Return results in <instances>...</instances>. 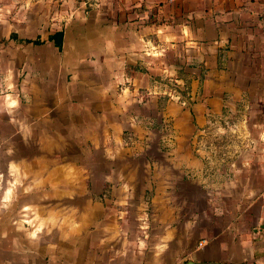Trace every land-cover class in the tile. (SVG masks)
I'll return each mask as SVG.
<instances>
[{
	"label": "crops",
	"instance_id": "0c3cea01",
	"mask_svg": "<svg viewBox=\"0 0 264 264\" xmlns=\"http://www.w3.org/2000/svg\"><path fill=\"white\" fill-rule=\"evenodd\" d=\"M116 5L120 10H113L112 2L104 19L95 16L87 29L81 25L75 38L72 29L61 30L62 50L50 35L38 36L43 44L23 45L40 50L39 57H27L16 68L15 60L0 64V190L8 181L7 193L16 194V188L24 197L21 206L12 203L14 209L0 215V264H264V171L258 166L247 171L250 185L237 191L248 214L254 213L252 221L236 220L237 207L225 214L222 202L207 200L198 221L182 223L176 212L183 207L157 202L154 211L176 213L175 225H158L141 251L118 235L115 207L92 200L78 209L80 195L100 194L82 185V179L95 178L82 173V149L104 147L113 153L111 137L120 130L121 116H128L129 104L136 103V111L157 108L152 77L160 70L175 77L180 64L206 69L203 103L193 106L198 114L220 113L226 99L235 110L249 109V129L241 125L240 131L253 137L250 164L264 165V0H120ZM161 18L173 22L153 23ZM167 54L177 61L168 62ZM92 56L96 60L87 62ZM21 68L26 75L18 85ZM186 68L198 76L195 96L201 71ZM126 79L131 89L119 96L116 87ZM6 87L22 92L24 102L5 94ZM142 89L151 96L141 104ZM117 147H124L123 140ZM114 154L118 160L127 150ZM244 159L237 161L244 164ZM120 169L106 173L105 182L115 181L111 192L124 185L136 190L141 178ZM152 182L145 176L143 189L152 190Z\"/></svg>",
	"mask_w": 264,
	"mask_h": 264
},
{
	"label": "rangeland",
	"instance_id": "374dc122",
	"mask_svg": "<svg viewBox=\"0 0 264 264\" xmlns=\"http://www.w3.org/2000/svg\"><path fill=\"white\" fill-rule=\"evenodd\" d=\"M112 2L113 10H120L116 5L120 0H0V64L15 60L16 68L20 65L19 62L27 57L28 59L33 56L39 57L40 50L35 47L16 44L13 41L4 42L9 40L12 33H17L22 39L38 36L47 39L57 31L72 29L75 38V30L81 25L87 29L88 23L94 21L95 16L104 19L106 13L111 10ZM167 22L173 20L161 18L155 19L153 23ZM149 23H152L150 19ZM48 55L50 58L54 57L50 51ZM166 57L168 62L177 61L172 54L169 56L167 54ZM179 58H183V55ZM95 60L92 56L87 62ZM180 66L175 77L161 70L162 74L159 72L160 75L152 77L151 83L157 87L153 95L159 97L157 108L136 111L132 109L137 104H129L128 116H121L120 130L114 132L111 137L113 153L104 147L82 149L86 154L91 152L89 155H83L82 173H92L95 177L82 179V185L90 191L97 188L95 191H99L100 194L80 195L77 199L78 209H83L85 204L92 200L94 203L115 207L112 219L118 224V235L128 240L130 248L136 247L138 251L145 250L158 225L171 226L174 223V214L180 216L179 220H182V223L190 219L198 221L204 207L203 203L207 200L222 202L225 214L233 207H237L236 220L244 221L245 218L248 221L249 218L252 221L255 218L254 213L248 214L247 201L237 195L239 189L250 185L247 172L249 168L257 169L258 166L260 172L264 171L263 163L259 165L257 161L255 166L250 164L248 144L253 137L248 132L240 131L241 125H244L246 130L249 129V109L243 107L237 111L230 100L226 99V106L220 113L207 112L203 116L198 114L193 110V106L203 103L202 97L205 96L203 73L206 69L201 65L197 67L196 64L188 66L185 63ZM186 67L201 71L202 76L199 78L195 96L193 81L197 80L198 76L192 74ZM20 71L21 74L16 78L18 85L20 82L24 83L26 75L22 72L23 68ZM130 89L129 79L118 83L116 87L119 96H124ZM5 90H7L5 94L10 93L24 102L23 93L19 92L18 95V89L11 91L12 88L6 87ZM142 91H145V98L142 97L141 104L146 102L147 96H151L149 90ZM15 98L8 101L10 107L16 105ZM2 103L0 102L1 106ZM170 105L174 109L169 107ZM141 127L144 131L136 133ZM82 134L81 140L84 141L86 136ZM118 140H123V148L117 147ZM260 141L264 142L263 139ZM250 143L254 145V142ZM120 149L127 150V155L121 158L122 160H116L117 156L114 153ZM259 152L263 154V148L259 149ZM117 155L119 158L124 156L120 152ZM239 157L246 158L244 164L237 161ZM121 167L123 170L135 171L141 178L138 180L136 190H130L124 185L122 190L115 189L111 192L112 183L115 184V181L105 182L106 173L119 174L122 172ZM145 176L153 181L152 190L143 189ZM256 182L257 185L263 186L260 179ZM5 184L0 190V208L4 211L0 215L9 214V211L14 209L12 203L19 207L24 201L20 190L15 188L13 193L16 194H8L7 190L11 185L8 181H5ZM158 186L162 187L160 194L156 190ZM2 198L4 200H1ZM157 202L161 204L172 202L173 205L183 208L176 213L156 212L153 208ZM15 213L21 217V213L12 212L13 215H16Z\"/></svg>",
	"mask_w": 264,
	"mask_h": 264
},
{
	"label": "trees",
	"instance_id": "16d2710c",
	"mask_svg": "<svg viewBox=\"0 0 264 264\" xmlns=\"http://www.w3.org/2000/svg\"><path fill=\"white\" fill-rule=\"evenodd\" d=\"M10 40H14L18 43H21V44H34V45H40V44H43L44 41L41 40L40 37H38L37 39H19L18 35L13 33L11 36H10ZM49 41L51 42H54L56 47L59 49V50H62L63 48V43H64V32L63 31H58L56 33H54L53 35H50L49 36ZM4 42H7V40Z\"/></svg>",
	"mask_w": 264,
	"mask_h": 264
},
{
	"label": "water",
	"instance_id": "95a60500",
	"mask_svg": "<svg viewBox=\"0 0 264 264\" xmlns=\"http://www.w3.org/2000/svg\"><path fill=\"white\" fill-rule=\"evenodd\" d=\"M260 228L264 230V223L261 225ZM187 264H198V263L188 262ZM206 264H212V263H206Z\"/></svg>",
	"mask_w": 264,
	"mask_h": 264
},
{
	"label": "built area",
	"instance_id": "2783aa9c",
	"mask_svg": "<svg viewBox=\"0 0 264 264\" xmlns=\"http://www.w3.org/2000/svg\"><path fill=\"white\" fill-rule=\"evenodd\" d=\"M0 114H1V112H0ZM0 183H1V180H0ZM2 200H4V199H2Z\"/></svg>",
	"mask_w": 264,
	"mask_h": 264
}]
</instances>
